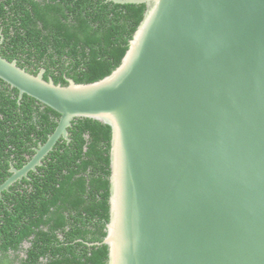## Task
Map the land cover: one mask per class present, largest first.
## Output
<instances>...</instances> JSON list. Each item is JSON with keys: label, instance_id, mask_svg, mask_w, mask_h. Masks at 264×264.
Returning <instances> with one entry per match:
<instances>
[{"label": "water", "instance_id": "water-1", "mask_svg": "<svg viewBox=\"0 0 264 264\" xmlns=\"http://www.w3.org/2000/svg\"><path fill=\"white\" fill-rule=\"evenodd\" d=\"M108 1L147 10L100 81L57 85L0 53V79L61 115L0 196L96 120L112 128L108 264H264V0Z\"/></svg>", "mask_w": 264, "mask_h": 264}, {"label": "trees", "instance_id": "trees-1", "mask_svg": "<svg viewBox=\"0 0 264 264\" xmlns=\"http://www.w3.org/2000/svg\"><path fill=\"white\" fill-rule=\"evenodd\" d=\"M146 4L108 0H0L1 55L68 86L111 75ZM61 115L0 79V186L22 169ZM29 179L0 196V264H108L112 128L80 118Z\"/></svg>", "mask_w": 264, "mask_h": 264}]
</instances>
